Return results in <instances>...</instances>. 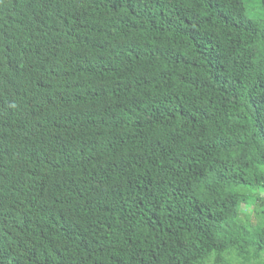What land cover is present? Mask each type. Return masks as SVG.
Here are the masks:
<instances>
[{"label": "trees", "instance_id": "1", "mask_svg": "<svg viewBox=\"0 0 264 264\" xmlns=\"http://www.w3.org/2000/svg\"><path fill=\"white\" fill-rule=\"evenodd\" d=\"M0 264H264V0H0Z\"/></svg>", "mask_w": 264, "mask_h": 264}, {"label": "clouds", "instance_id": "2", "mask_svg": "<svg viewBox=\"0 0 264 264\" xmlns=\"http://www.w3.org/2000/svg\"><path fill=\"white\" fill-rule=\"evenodd\" d=\"M73 173H74V172H73ZM73 173L70 174V178H69V182H70L71 185H72V183H73L72 180L76 178L75 176H73ZM84 195H86V192H85V191H84ZM66 200H67V199H66ZM66 200H64V201L62 202V204H63ZM64 206L66 207L68 213L70 214V215L67 216L66 218H67V219H68V220H69L74 226H78V224H77L76 214H75L74 210L72 209V207L68 204V202H66Z\"/></svg>", "mask_w": 264, "mask_h": 264}, {"label": "rangeland", "instance_id": "3", "mask_svg": "<svg viewBox=\"0 0 264 264\" xmlns=\"http://www.w3.org/2000/svg\"><path fill=\"white\" fill-rule=\"evenodd\" d=\"M244 1L246 2L247 7L249 6V4L255 6V3H256V0H244ZM247 16L249 18H253V17L256 16V12L255 11H250V10L247 9Z\"/></svg>", "mask_w": 264, "mask_h": 264}]
</instances>
